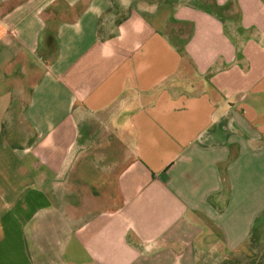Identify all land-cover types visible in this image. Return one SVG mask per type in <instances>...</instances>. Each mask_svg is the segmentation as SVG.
I'll list each match as a JSON object with an SVG mask.
<instances>
[{
  "label": "crops",
  "instance_id": "1",
  "mask_svg": "<svg viewBox=\"0 0 264 264\" xmlns=\"http://www.w3.org/2000/svg\"><path fill=\"white\" fill-rule=\"evenodd\" d=\"M0 264H264V0H0Z\"/></svg>",
  "mask_w": 264,
  "mask_h": 264
}]
</instances>
